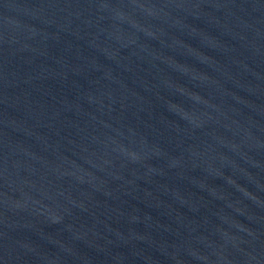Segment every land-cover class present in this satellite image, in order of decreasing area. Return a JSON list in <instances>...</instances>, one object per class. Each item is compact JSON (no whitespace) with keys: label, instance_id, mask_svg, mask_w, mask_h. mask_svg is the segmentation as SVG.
Returning a JSON list of instances; mask_svg holds the SVG:
<instances>
[{"label":"water","instance_id":"1","mask_svg":"<svg viewBox=\"0 0 264 264\" xmlns=\"http://www.w3.org/2000/svg\"><path fill=\"white\" fill-rule=\"evenodd\" d=\"M264 19V0H0V264Z\"/></svg>","mask_w":264,"mask_h":264}]
</instances>
